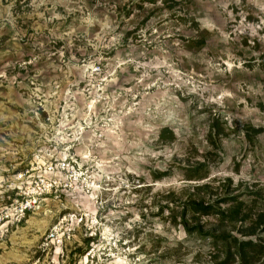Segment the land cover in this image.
Listing matches in <instances>:
<instances>
[{"label":"rangeland","instance_id":"obj_1","mask_svg":"<svg viewBox=\"0 0 264 264\" xmlns=\"http://www.w3.org/2000/svg\"><path fill=\"white\" fill-rule=\"evenodd\" d=\"M260 126L264 0H0V264H219L212 234L264 241ZM38 177L58 191L23 216ZM191 200L214 210L183 220Z\"/></svg>","mask_w":264,"mask_h":264},{"label":"trees","instance_id":"obj_2","mask_svg":"<svg viewBox=\"0 0 264 264\" xmlns=\"http://www.w3.org/2000/svg\"><path fill=\"white\" fill-rule=\"evenodd\" d=\"M125 14L129 16L130 10H125ZM197 43L199 45H203L205 41L199 40ZM212 126L213 127L211 133L213 132V134L215 135H218L223 131L218 118H215L213 120ZM263 129L264 128L261 126L256 128L252 127L254 133H261ZM167 136L170 139H173L174 133L168 128H163L160 137L161 139H164ZM189 209L195 213L210 214L214 210V205L206 204L204 201L200 200H191L184 207V212L182 214L183 220H186V213ZM233 212L235 213L233 219H238L241 213V205L236 206ZM240 218L245 219V216H242ZM257 225L264 226V213L258 215L256 226ZM186 227L190 232L196 231L199 234H205L203 227L199 224H195L191 227L187 225ZM212 236L216 240H222L221 243H223V246L225 247L224 258L219 262V264H264V241L257 242L253 241L252 239H239L231 233H224L218 236L212 234ZM92 239H94L92 238V236L86 238L88 242H90Z\"/></svg>","mask_w":264,"mask_h":264},{"label":"built area","instance_id":"obj_3","mask_svg":"<svg viewBox=\"0 0 264 264\" xmlns=\"http://www.w3.org/2000/svg\"><path fill=\"white\" fill-rule=\"evenodd\" d=\"M49 168L53 170L54 166L49 165ZM27 172H29V170H27ZM26 173H21L20 175L24 178ZM33 181L34 184H32ZM33 181L28 186L26 184L24 186L18 187V191L14 192V194L16 193V195H19L16 197V199H14L16 201L15 206L18 208V212L23 216L25 215L24 213H27L30 211V209H33L46 194L51 193L54 190L55 193L58 191V188H56L57 183L55 180H52V178L38 177ZM12 193H9L8 196L13 195ZM60 221L62 220L60 219ZM56 226L57 224L54 226V228ZM49 237H51L53 241L59 242V244L64 242V234L60 235L55 229L49 233Z\"/></svg>","mask_w":264,"mask_h":264},{"label":"bare ground","instance_id":"obj_4","mask_svg":"<svg viewBox=\"0 0 264 264\" xmlns=\"http://www.w3.org/2000/svg\"><path fill=\"white\" fill-rule=\"evenodd\" d=\"M97 187V186H96Z\"/></svg>","mask_w":264,"mask_h":264}]
</instances>
